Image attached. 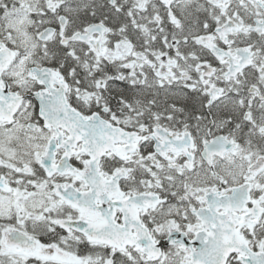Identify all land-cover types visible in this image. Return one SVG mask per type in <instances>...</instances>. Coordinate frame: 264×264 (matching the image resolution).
<instances>
[{"label": "snow or ice", "instance_id": "snow-or-ice-1", "mask_svg": "<svg viewBox=\"0 0 264 264\" xmlns=\"http://www.w3.org/2000/svg\"><path fill=\"white\" fill-rule=\"evenodd\" d=\"M0 264H264V0H0Z\"/></svg>", "mask_w": 264, "mask_h": 264}]
</instances>
